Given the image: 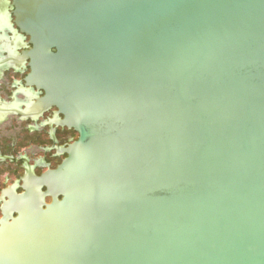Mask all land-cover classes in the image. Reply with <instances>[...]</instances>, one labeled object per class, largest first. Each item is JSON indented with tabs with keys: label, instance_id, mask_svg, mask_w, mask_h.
<instances>
[{
	"label": "water",
	"instance_id": "95a60500",
	"mask_svg": "<svg viewBox=\"0 0 264 264\" xmlns=\"http://www.w3.org/2000/svg\"><path fill=\"white\" fill-rule=\"evenodd\" d=\"M0 32L21 122L78 135L22 159L0 264H264V0H0Z\"/></svg>",
	"mask_w": 264,
	"mask_h": 264
},
{
	"label": "flooded vegetation",
	"instance_id": "af4514ba",
	"mask_svg": "<svg viewBox=\"0 0 264 264\" xmlns=\"http://www.w3.org/2000/svg\"><path fill=\"white\" fill-rule=\"evenodd\" d=\"M0 36L2 37L1 32ZM3 56L0 55V57ZM1 68L0 83H4L5 73L8 71H4ZM27 73L28 71L22 77L24 78ZM3 85L6 86V84H0V219L2 218V200L7 199L3 196L4 191L18 181L15 184L16 192L18 194L23 192L21 189L22 182L20 180L25 174V164L22 159L28 158L30 161L29 164L36 166L34 170L35 174L40 176L48 169H56L63 159L66 158V155L59 156L54 147H67L78 139L77 133L67 128L53 127V131L50 130L49 123H53V112H55V109L44 114L37 122H21L20 117L17 116V110L21 106H19L18 101H11L10 94L4 91ZM10 91L16 99L21 100L23 98L22 95H24V92L20 88L14 87ZM18 125L24 127V130L21 131L24 133L20 134L22 139L19 140L10 135ZM28 133L35 136L42 135L45 137L47 143L42 144L41 140L36 142L34 139H25L24 135ZM53 136L56 142H54ZM41 165L44 168H40ZM46 201L50 202V199L47 198Z\"/></svg>",
	"mask_w": 264,
	"mask_h": 264
}]
</instances>
